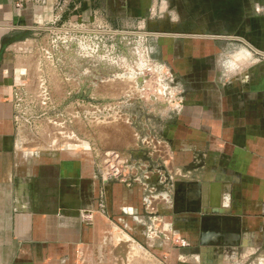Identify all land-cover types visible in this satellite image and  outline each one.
<instances>
[{"label": "crops", "instance_id": "obj_1", "mask_svg": "<svg viewBox=\"0 0 264 264\" xmlns=\"http://www.w3.org/2000/svg\"><path fill=\"white\" fill-rule=\"evenodd\" d=\"M155 12L169 30L165 36L234 43L246 60L223 50L229 78L222 81L220 104L184 99L182 112L164 121L174 152L171 183L133 173L117 178L116 167L102 162L103 152L133 155L132 118L83 133L84 141L106 136L105 146L95 142L91 150L86 143L70 146L64 126L39 131L28 125L37 120L19 115L23 91H35L20 67L29 44L70 27L89 36L127 37L138 20ZM184 56L190 62L199 57ZM79 68L89 77L80 79L85 95L76 102L134 103L104 98L99 78H90L118 73L114 68ZM237 69H244L238 82L230 79ZM59 71L71 73L69 67ZM108 88L113 91L112 84ZM51 91L47 106L75 103L65 77ZM147 102L165 104L155 95ZM136 156L141 160L142 152ZM161 165L165 173L167 164ZM259 251L264 253V0H0V264H248Z\"/></svg>", "mask_w": 264, "mask_h": 264}, {"label": "rangeland", "instance_id": "obj_2", "mask_svg": "<svg viewBox=\"0 0 264 264\" xmlns=\"http://www.w3.org/2000/svg\"><path fill=\"white\" fill-rule=\"evenodd\" d=\"M184 13L188 16V13ZM205 13V11L199 12V21H205ZM169 19L171 21L173 16H169L167 20ZM77 28L70 27L69 33L65 31L46 33L32 46L29 44L28 55L21 59L20 67L26 72L25 85L27 88L34 86L35 91H23L21 96L23 105L19 106V115L22 118L31 116L33 121L37 120L28 125L38 128L39 131H45L47 127L57 131L64 126L70 131L69 135L64 137L70 146L82 147L86 143L91 150L95 142H103L102 137L105 134L103 133L101 138H96L97 140L86 138L84 141L83 133L94 135L93 127L96 125V130L100 131L99 127L106 130L111 126L115 128L118 124L120 126L127 117L132 118L134 124L131 123L130 126L133 128V142L129 147H133V155L126 154L125 150H114L110 155L103 152L102 162L107 161V169L110 164L117 168L111 167L117 178H125L126 175L131 176L133 173L131 177L135 179L164 176L167 183H171L174 176L171 171L174 152L171 140L164 137L162 132L164 121L170 122L173 116L182 112L184 99L208 100L220 104L222 81L226 83L229 78L221 60V53L223 50L230 51L234 60L245 62L244 49L239 48L237 44L227 45L211 38H196L197 40L193 42L190 38L165 36L169 34V30H165L164 19L159 18L156 12L148 20H138L135 29L127 37L121 34L105 37L89 36L77 33ZM250 51L253 52V49ZM187 52L196 53L199 57L193 58L190 62L184 56ZM99 53H101L100 57ZM187 66L192 67V73H184ZM67 67L70 68L71 73L59 71ZM79 67L114 68L118 73L95 77L91 75L90 78H99L97 82L102 84V92L106 95L104 98L112 95V99L127 98L130 101L133 99L134 103L129 107L125 105L99 107L76 102L81 98L78 95L83 93L85 95V91L78 87L82 84L79 82L89 77L83 75L84 71L81 69V73ZM243 70L237 69L231 72L230 79L238 82L244 74ZM55 72L59 74L56 75ZM174 74L177 76L175 77ZM61 77H65L66 82L69 81L70 98H73L72 101L75 103L69 107L47 106L46 103L51 101L55 94L51 88L56 86ZM110 84L113 91L108 88ZM153 94L165 104L155 106L148 103L147 100L154 96ZM86 98L92 100L93 97L86 96ZM218 108L217 106L215 110ZM94 116H97L98 123L92 122ZM97 135L100 133L98 132ZM141 152L143 157L138 160L136 154ZM132 160H134L133 172L130 167ZM163 163L167 164L165 173L157 168L158 164L164 167ZM263 254L261 251L257 252L247 263L253 264L259 258L264 262Z\"/></svg>", "mask_w": 264, "mask_h": 264}, {"label": "water", "instance_id": "obj_3", "mask_svg": "<svg viewBox=\"0 0 264 264\" xmlns=\"http://www.w3.org/2000/svg\"><path fill=\"white\" fill-rule=\"evenodd\" d=\"M211 218H212V217H211ZM214 218H215V220L217 221V224L221 226V224H222V223H221V218H219V217H217V216L214 217Z\"/></svg>", "mask_w": 264, "mask_h": 264}]
</instances>
